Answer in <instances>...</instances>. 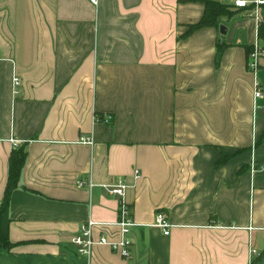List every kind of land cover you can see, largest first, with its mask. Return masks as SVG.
<instances>
[{
    "label": "crops",
    "instance_id": "obj_1",
    "mask_svg": "<svg viewBox=\"0 0 264 264\" xmlns=\"http://www.w3.org/2000/svg\"><path fill=\"white\" fill-rule=\"evenodd\" d=\"M204 8L0 0V201L10 153L25 152L0 216V264H264V55L253 74L246 50L264 40L240 11L217 19L223 36L219 25L189 32ZM118 178L130 256L107 245L83 256L71 238L87 218H117L105 185ZM92 233L118 238L113 226Z\"/></svg>",
    "mask_w": 264,
    "mask_h": 264
},
{
    "label": "built area",
    "instance_id": "obj_2",
    "mask_svg": "<svg viewBox=\"0 0 264 264\" xmlns=\"http://www.w3.org/2000/svg\"><path fill=\"white\" fill-rule=\"evenodd\" d=\"M92 4L97 5L98 0H89ZM223 5L229 6L231 9L240 11L251 17L257 24L262 21V9L264 7V0H215ZM261 55H264V49L254 42L252 49L249 51L247 56V69L255 74L258 68V59ZM14 85L18 84V78H13ZM263 95V90L258 84L257 80L254 81L253 96L254 98H260ZM95 120H102L104 123H109L112 120V116L105 114L102 116L95 117ZM88 143H92L91 137L86 139ZM140 171L134 169V176L140 177ZM79 186L88 185L91 186V182L78 181ZM109 193L117 196L118 207H117V218L111 222H98L91 218H87L86 221L80 224L78 232L71 238L72 243L76 246L77 251L83 255L88 256L91 253L94 245H107L112 250L117 251L122 257L128 258L130 256L131 239L129 237L130 229L135 225L131 218V207L125 201V188L126 183L122 178H118L115 182L105 185ZM153 225L162 229L163 233L167 235L169 228L172 224L167 219L166 215L162 211H157L155 214ZM96 226L102 227H116L118 238L113 239L102 233L97 238H93V228ZM256 253L255 249H251V254ZM254 264V263H250Z\"/></svg>",
    "mask_w": 264,
    "mask_h": 264
},
{
    "label": "trees",
    "instance_id": "obj_3",
    "mask_svg": "<svg viewBox=\"0 0 264 264\" xmlns=\"http://www.w3.org/2000/svg\"><path fill=\"white\" fill-rule=\"evenodd\" d=\"M205 8L202 17L196 23L190 24L188 31L195 30L206 25H219L217 19L221 16L230 17L237 11L227 5H223L215 0H201ZM258 37L264 40V24L261 21L257 29ZM247 56L251 46H247ZM25 152L22 148L15 149L10 153L8 164V175L4 189L3 198L0 201V216L4 208L8 205L11 192L17 187L21 167L24 162Z\"/></svg>",
    "mask_w": 264,
    "mask_h": 264
},
{
    "label": "water",
    "instance_id": "obj_4",
    "mask_svg": "<svg viewBox=\"0 0 264 264\" xmlns=\"http://www.w3.org/2000/svg\"><path fill=\"white\" fill-rule=\"evenodd\" d=\"M219 33L223 36L226 33V27L223 24L218 26Z\"/></svg>",
    "mask_w": 264,
    "mask_h": 264
}]
</instances>
